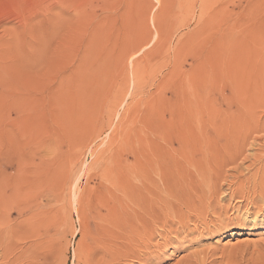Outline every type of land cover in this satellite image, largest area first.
Returning <instances> with one entry per match:
<instances>
[{"label":"rangeland","instance_id":"rangeland-1","mask_svg":"<svg viewBox=\"0 0 264 264\" xmlns=\"http://www.w3.org/2000/svg\"><path fill=\"white\" fill-rule=\"evenodd\" d=\"M171 1L173 2L172 5ZM201 1L202 0H57L56 3V0H0V72L4 65L9 67H16L18 65L19 67L22 63L23 56L29 51L30 53L26 56L31 57V53L34 56V49L30 48L34 47L35 38L39 39L38 43L40 52H43L41 45L44 42L46 44H43V46L45 45L44 47H47V49L44 48V51H47V54L49 53L48 55H50L52 54L50 52L54 51L57 40L64 34L69 36L68 39L70 38V50L72 48L74 50V52L72 50L69 52L68 55L70 56L69 58L67 56L68 59L66 58V66L70 63L73 64L74 59L76 60V58H78L79 52L82 53V49H86V47L90 45L95 47L94 49L98 51L102 61L103 58H105L103 65H105V67L108 66V68L110 67L109 69L106 67L109 71L107 74L110 73L109 77L112 76V80L110 79L112 82L109 85L107 95L105 96L107 98L104 99V105L101 107L103 112L101 110L96 111V113H93L95 116L91 115L87 119L80 120L81 125L83 124L84 126L88 123L91 124L92 121L93 123L90 126H86L87 132L81 135L79 140L78 138L75 140H78L74 148V151L77 152L71 151V153L73 152V155L70 160H68V156L70 155L68 151L70 148L68 145L74 143V136L68 134L61 136L58 135L61 133L59 130H57V132L55 131L59 128L57 126L58 123L53 117L56 105L51 103V101L50 103L47 102L48 104L46 107L48 109L42 111L40 116L35 118V121L37 119V123L35 122L36 125H34L36 127L34 126V128L37 130L34 129L33 132L35 139H33L32 149L34 151L32 149L29 151L30 160L32 159L33 163H36L37 161V163H39L42 159L45 161V159H52L57 155L62 159L64 158L63 165H66L65 168L62 165V168L58 171V175L55 178V195L50 196L48 199L44 197L41 199L39 198V195L37 196L43 204L49 200V208H53L57 215H59L57 226L54 231L51 232L52 235L55 234L53 235L54 237L51 235L53 243L55 242V246L53 245L54 252H51L53 256L50 255L47 262L48 264H84L83 260L88 256H91L95 261L99 259V254L96 251L97 243L96 240H94L95 235L97 236L98 221L93 217V212L89 209L86 208L84 211L85 213L83 212L80 207L79 199L81 198V195L87 193L90 188H97V185H99L101 181L100 174L109 166V162H112L115 158L117 159V157L120 158L121 153L122 156L125 155V147L127 148L126 133L128 131L127 129H129L128 126L132 123L135 124L134 122H138V119H141L146 106L157 97L156 95H159L160 90L158 89L159 87L157 88V85L160 83L164 85L168 82V79L170 78L169 72L172 71L174 60L180 66V71L188 72L189 70L188 73H190V70L193 69L192 65L195 63L191 54L195 53L200 47H204L205 51L201 53L200 57H204L203 59L206 58V60H204L205 63L203 64L205 69H201V71L203 72L204 70L205 73H202L201 71L192 73L191 71L192 82L200 80L199 86H201L202 83L205 85L204 90H200V100H203V102L207 101V104L211 105V109L207 108L208 106L205 107V110L207 109L205 112L208 113V110L211 111L212 118L210 117L209 120L215 126L219 127V132H222V134L225 135H231L232 132H243L241 127L234 124V117L244 119L243 117L246 118L251 116V120H253L254 116L257 124H259L260 119L262 122L264 121V106L261 104L264 102V0H206L204 10L201 6ZM166 3H169L170 5H166ZM201 11H204V17L201 16ZM58 20L59 22H57ZM74 22L77 23V25ZM78 25L80 29H78ZM126 25L129 28L136 25L137 27H135L139 32L141 34L144 33L142 34L143 36L147 35V41L143 43V46L138 48L133 55H128L127 58L126 56L124 57L123 52L120 51L121 48H123L125 39H129V33L126 32L127 29H124ZM73 26H77V28L75 27L74 29ZM94 28H96L97 32ZM66 32H68V34ZM53 38L54 40H52ZM77 39L80 40L77 41ZM91 39L94 42H92ZM87 40L89 41L88 43H86ZM32 41L33 43H31ZM7 45L10 46L8 47ZM50 48L53 49L50 50ZM80 50H82V52ZM12 57L13 59H10ZM72 57L76 58L73 59ZM5 60H7L9 65ZM135 61L138 63L140 62L139 65L141 68H139V75L133 73ZM206 63L207 65H205ZM116 65H118L119 68ZM114 66H116L115 69L113 68ZM33 67L32 65H29L28 69L32 71ZM69 67L70 65L65 67L64 64L63 67H59V69L56 70L57 72L55 71L58 75L55 72L52 73L51 84L54 83L56 77L60 76L59 74L67 71ZM37 68L40 69V67H35L34 70H38ZM112 69L114 70L112 71ZM259 72H261V74ZM111 73H113V75ZM252 73L257 78L262 76L255 86L251 81ZM250 82L252 86H250ZM119 85L121 86L120 88ZM114 87H117L116 90ZM118 91L121 93L120 95ZM108 95L110 96V100ZM167 95L169 96L170 93ZM255 101L258 104L256 107H252ZM49 104H52V106ZM132 104H136V106H133ZM105 105L109 109H107ZM128 106L132 107L129 108ZM216 108L220 111H216ZM49 109L50 112H48ZM135 110L137 113H135ZM213 111H216L215 114ZM100 112L102 114H99ZM212 112L214 115H212ZM109 113H111L110 116ZM127 113L131 114L126 115ZM107 114L108 118L106 117ZM124 114L127 117L124 116ZM121 117L122 119L120 121L119 119ZM47 118L50 120H48L49 123L46 120ZM93 118L94 120H92ZM102 118L104 119L102 120ZM109 118H112V121L109 120ZM205 118L207 119L203 126L201 124L195 125V131L201 132L204 126V129H208L209 131L214 130L212 129V126L210 127L207 115ZM96 119H98V121ZM124 119H126V121ZM131 119L132 121L128 123L127 121ZM102 121L103 124H101ZM50 122L56 124L54 125ZM82 122H86L87 124ZM97 122L98 127L99 124L102 125V128H100V126L99 130H97ZM39 123L43 125V128ZM44 125H46L45 128ZM124 126L128 128L124 129ZM88 128L90 131H88ZM197 128L199 130H197ZM113 129H115V131ZM36 131L37 133H35ZM46 131H48L49 134ZM116 131L119 132V135ZM41 132H44L45 134L43 133L41 136ZM51 132H56L57 134H54L58 135L60 139L63 137L61 139L62 142L60 141V143L58 141L60 139ZM34 133L36 135H34ZM47 134L50 136H47ZM254 134L255 135L253 136L256 138V141H253L254 144L249 151H247L246 156L243 157L244 159L238 161V163L231 166V168L230 166L225 167L224 177L229 178V180L232 181L234 180V182L236 181V185L234 184L231 189H228V187H226L228 186L226 184L228 181L225 182V179L221 181L223 184L222 191L225 193V199L218 204L216 203L217 201H215V205L213 204V206L208 209L209 212H207L205 208V211L202 214L203 217L206 216L205 220L207 219V226L209 227L210 225L209 229L213 230H207L205 225L202 226L204 228L200 227V229H195V223L192 222L189 230L193 228L191 230L193 232H189L188 235L183 232L185 235L181 234L180 236H177L175 232L178 224H176V226H173V228L169 230L170 232L172 230L174 232L172 231L170 233L169 231H166L165 237L167 234L168 235L165 240H170L167 242L168 246L166 243L164 244V240L160 246L163 248L156 247L157 243L161 242L160 240H163L161 237H157V235H155L156 238H153L152 241H144L145 243L143 241H136L134 242L135 244H132V247L135 248L134 250L136 252L140 250L139 252L141 253L143 260H139V262L136 257L133 256V252L129 250L128 254H126L129 257L127 258V256H124L117 264H123L125 261V264H264V225H255L254 221H251L253 215L248 219H245V216L243 215L247 209L249 212L252 211L251 213H253L256 212V210L260 211V209L264 208V127ZM120 138H124L123 141H120ZM56 139L59 142H57L59 146L56 145ZM44 140L48 141L45 142ZM80 140L83 141V144L79 142ZM38 141L41 143H38ZM44 142L45 144H42ZM110 142L111 144H109ZM38 145L39 147L35 149ZM115 146L116 148L119 146L117 148L118 151ZM79 147L83 148L80 149ZM102 150L106 151V153L108 152L107 155ZM59 151L61 154H58ZM101 153V157L98 158L99 160L101 159L99 161L97 155ZM111 155L116 156L112 157ZM207 158H212V154H207ZM66 161L70 162H68V166L65 164L67 163ZM260 161L263 163H260ZM96 163L97 165H95ZM66 168L67 170H65ZM226 169L229 172L226 173ZM236 169H238V171ZM95 171L98 172L96 173ZM231 173H233V177L239 178H233L229 175ZM96 174L98 178H95ZM89 176H91L90 180L89 178L87 179ZM260 178L261 180H259ZM242 180H244V182H242ZM255 181H257L259 185H257ZM224 185L226 186L224 187ZM226 190L227 192L229 191V195ZM35 191L37 192V190ZM234 192L236 195H234ZM261 200L263 203H261ZM216 204L218 206H216ZM258 205L260 207L259 209ZM238 207H240L241 212L235 210ZM57 210H59L60 213ZM223 212L224 214H222ZM11 218L13 222L19 220V216H17L16 212H13ZM215 221L219 223H216ZM220 221L225 223L222 227L218 225L220 224ZM229 222L232 223L230 224ZM204 231L205 233H203ZM56 234L57 237H55ZM171 234L172 237H170ZM137 242L138 244H136ZM144 244L149 245V248L143 246ZM141 245L146 249L141 248ZM138 248L141 249L138 250ZM149 253H153L151 257L149 256ZM146 257L147 259H145ZM144 260L146 262L143 263Z\"/></svg>","mask_w":264,"mask_h":264},{"label":"bare ground","instance_id":"bare-ground-1","mask_svg":"<svg viewBox=\"0 0 264 264\" xmlns=\"http://www.w3.org/2000/svg\"><path fill=\"white\" fill-rule=\"evenodd\" d=\"M205 3L206 0L201 1V6L203 10L205 7ZM168 4L166 3V5ZM172 4L173 2L171 1V5ZM201 16L204 17V11H201ZM57 22H59V20ZM75 24L77 25V23ZM135 26L129 28L126 25L125 27L127 28L124 27V29H127L126 32L129 33V39L127 40L125 39L123 48H121L120 51L123 52V55L124 57L126 56V58L128 55H133L137 51V49L143 46V43L147 41V37H146L147 35L143 36L142 34L144 33L141 34L139 30L136 28L137 26L136 27ZM75 27L77 28V26ZM78 29H80V27ZM94 29L96 31V28ZM66 33L68 34V32ZM68 37L69 36L63 34V36L57 40V44L54 43L56 44V46L54 48V51L50 52L52 53L50 55H48L49 53L47 54V51L46 52L44 51V48L47 49V47H44L45 45L43 46V44H46L44 42L41 45L43 52L42 53L40 52L39 43H38L39 39L35 38L34 47L32 48L29 47L30 49H34V56L31 53V57H27L26 55L30 53V51L28 53L26 52L27 54L23 56L22 63L21 62H20L21 64L19 63L20 64L19 67L18 65L16 67L14 66L9 67L4 65L1 68V72H0V264H48L47 262L50 258V255L53 256L51 252L52 253L54 252L53 247L55 246L54 245L55 242L53 243L51 232L54 231L55 227L57 226L59 215H57L56 211L53 208H49L48 206L49 200L45 204H43L40 202V199H38L37 196L39 195V198L41 199L43 197L48 199L50 196L55 195L54 193L56 189L55 178L58 175V171L62 168V165L64 163L63 162L64 158L62 159L60 156H57L56 153L54 152L56 155L55 158L53 157L52 159L51 158L47 160L45 159V161H43L42 159L41 162L39 163H37L38 161L36 163H33V160L32 159L30 160L29 151L32 149L33 139H35L33 136V132L35 129L34 126L36 125L35 122L37 121V119L35 121V118L37 116H40L42 111L48 109L46 105L50 103V101L51 103L56 105L53 117L58 123L57 126L59 128L56 129L54 127L56 129L55 131L57 132V130H59L62 134L60 133L58 135L61 136L65 134L74 136V143L68 145V147L70 148L68 150L70 154L68 156V160H70L71 156L73 155L72 153L77 152L74 151V148L76 142L79 140V137L83 135L85 132H87L86 126L87 125L90 126L93 123V121L92 123L90 122L91 124L82 122L87 124L86 126L82 124L83 125L82 126L80 120L87 119L91 115L95 116V114L93 115V113H96V111L102 109L101 107H103L104 105V101H105L104 99L107 98L105 96L107 95L109 85L112 82L111 81L112 76L109 77L110 73L107 74V72H109L108 69L110 67L108 68V66H106L108 68L107 69L105 65H103L104 64L103 61L105 58H103L102 61V58H100L98 51L94 49L95 47L89 45L86 47V49L83 47L85 49V50L82 49L83 52L82 50H80L82 53L79 52L78 58H76L77 56L75 55L76 57L74 58H76V60L72 57L74 59V63L69 64L70 67L68 68L67 71H64L63 73L58 72L61 73L59 74L60 76L56 77V79L54 78L55 79L54 83L51 84V76H52L51 74L54 73L57 69H59V67H63L64 64L65 67L69 66L68 64L66 66L65 62L70 56L68 55L69 52L71 50L74 52V50L73 48L70 50L71 48L69 42L70 38L68 39ZM54 38L52 40H54ZM78 40L80 39H77V41ZM88 42L89 41L87 40L86 43ZM92 42L94 41L92 40ZM31 43H33V41ZM51 49L53 48H50V50ZM204 51H205L204 47H200L196 52L194 51L195 53L191 54V57L193 58L195 63H193L192 65L193 69L191 68L192 70H190V73H188L189 70L188 72L180 71L179 69L180 66L174 60L173 65L171 64L172 71L169 72L170 78L168 79V82H166L164 85L161 83L158 84L159 86L157 85V88L159 87L158 89L160 90V91L158 90L159 95H156L157 97H155L154 100L151 101L150 103L147 101L149 104L146 106L144 113H142L143 115L141 114L142 115L141 119H138L139 120V121L137 120L138 122H134L135 124L132 123L133 124V125L131 124L132 126L131 125L128 126L129 129H127L128 127L126 128L124 126V129L126 128L128 130L126 133L127 148L125 147L126 149L125 155L122 156L121 153L120 158L117 157V159L115 158L113 159L112 162H109L110 163L109 166L103 171L101 169L102 171V172L100 171L101 181L100 183L98 182L99 185L96 184L97 188L94 187L92 189L90 188V190L87 193H83V195H81L79 202L83 212L85 211L86 208L89 209L90 211L93 212V217H95L98 221L97 236L95 235L94 237L95 239L94 238L93 239L96 240L97 243L96 251L99 254V259L95 261L91 256H88L83 260L84 264H117L119 260H122L124 256H127L126 254H128L129 250L133 252V256H135L138 261L143 260L141 257V253L139 252L140 251L139 249L144 247H142L141 245L140 246L141 248H138L139 251L136 252L134 250L135 248L132 247L133 246L132 244L136 241H143V242L152 241L153 238H156L155 235H157V237L159 236L163 239L160 240L161 242L157 241L158 243L156 247L158 246L159 248L161 246L162 241H164L168 235L167 234L165 237L166 231L171 230L173 226H176V224H178L175 232L177 236L184 234L183 232L187 233V235L189 234V232H193L191 231L193 229L192 226H191L192 229L189 230L190 224L192 225V222L195 223V227H194L195 229L198 228L200 229V227L205 225L207 230H213V229H209L210 225L209 227L207 226L208 225V223L206 222L207 219L205 220L206 216L203 217L202 214L204 213L205 208L206 211L209 212L208 209H210V207L213 206L215 201H217L216 203L218 204L225 199V193L222 191L223 184L221 183V181H223L224 179L225 182L228 181L226 183L228 186L224 185V187L226 186L228 187V189L229 188L231 189L232 186L236 183V181L234 182V180L232 181L229 180V178L224 177L225 167L230 166L231 168V166L236 165L238 161L244 159L243 157L246 156L247 151H249V149L256 141V138L253 136L255 135L254 133L258 132L261 128L264 127V121L262 122V120L260 119L259 124H257V121L255 120L254 116H253V120H251L252 118L251 116H248L246 118L243 117L244 119L234 117L233 118V121L235 122L234 124L236 126L241 127L243 129V132L241 133L232 132L231 135L228 134L225 135L222 134V132H219V127L215 126L209 120L210 117L212 118L211 111L208 110L209 111L208 113L205 112L207 110V109L205 110V107L208 106L207 108L211 109L210 108L211 105H208L207 101L203 102V100H200V95H199L200 90H204L205 85L201 82L202 84L201 86H199L200 80H196L192 82L191 71L192 73H194L196 71L200 72L201 69H205L203 67L204 66L203 64L205 63L204 60H206V58L203 59L204 57L202 58L200 57L201 53H203ZM10 59H13V57ZM5 61L7 62V60ZM137 61H135L134 63L133 73H137L139 75V71H140L139 68L141 67L139 65L140 62L138 63ZM29 65H32V67L34 66L32 71L28 69ZM118 65L116 66L119 68ZM205 65H207V63ZM116 66H114L113 68L115 69ZM35 67H40V69L37 68L38 70H34ZM114 69H112V71ZM203 72L205 73L204 70ZM259 73L261 74V72ZM111 74L113 75V73ZM261 77L259 76L257 78L255 77L254 74L251 75V81L254 86L259 82ZM250 86H252L251 82H250ZM120 87L121 86L119 85V88ZM168 93H170L169 96L167 95ZM120 94L121 93L119 92V95ZM109 100H110V96H109ZM257 104L258 103L255 101L252 107H256ZM261 104L264 106V102ZM49 105L52 106V104ZM133 106H136V104ZM217 108L216 111L217 110L220 111ZM216 111H213L214 114ZM48 112H50V109ZM213 112L212 115H214ZM128 113L126 115L131 114ZM135 113H137V111ZM99 114L102 113L100 112ZM110 114L111 113H109V116ZM126 115L124 114V116ZM206 115L208 117L210 127L212 126V129L214 130L209 131L208 129H204L205 127L204 126L201 132L195 131L196 129L195 125L201 124L203 126V124L206 122L207 119L205 118ZM106 117L108 118V114ZM103 119L104 118H102V120ZM111 119L109 118V120ZM121 119L122 117L119 120L121 121ZM46 120L48 122L49 119L47 118ZM92 120H94V118ZM96 120L98 121V119ZM124 120L126 121V119ZM130 121H132V119L128 120L127 122L129 123ZM39 124L41 125V123ZM101 124H103V121ZM101 124H99V127L101 126L100 128H102ZM41 126L43 128V125ZM45 127L46 125H44V128ZM97 127H98V122H97ZM99 127L97 130L100 129ZM89 128L88 131H90ZM115 129L113 130L115 131ZM197 130L199 129L197 128ZM35 133H37V131ZM35 133L34 135H36ZM43 133L44 132L40 133L41 136ZM48 134L47 136H50ZM58 135H56L57 138H59ZM77 138L78 140L75 141ZM61 139L58 141L62 142ZM123 139H121L120 141H123ZM58 141L56 139V145L59 146ZM39 142L40 141H38V143ZM45 142L42 144H45ZM79 142L83 144V141L80 140ZM111 142L109 144H111ZM37 147H39V145L36 146L35 149H37ZM118 147L119 146H117V148ZM71 151L73 152L71 153ZM104 152L107 155L108 152L107 153L106 151ZM61 153L59 151L58 154ZM102 153L97 155V159L101 157ZM207 154H212V158H207ZM66 162L67 163L65 164H67L68 166L69 161ZM261 162L262 161H260V163ZM95 165H97V163ZM65 166L63 165L64 168ZM238 169L236 170L238 171ZM65 170H67V168ZM227 172L229 171L227 170L226 173ZM232 174L233 173L229 175L233 177ZM90 177L91 176L87 177V179L89 178L90 180ZM96 177L97 174L95 178ZM233 178H239V177H233ZM244 180H242V182H244ZM259 180H261V178ZM255 182L257 183V181ZM257 185L259 184L257 183ZM35 190H37V192ZM228 193L229 191L227 192V194ZM234 195H236V193ZM261 203H263L262 200ZM217 204L216 206H218ZM259 208L260 207L258 205V209ZM263 209L264 208L260 209V211L256 210V212L253 213H251L252 211L249 212V210L247 209V211H245L243 215L245 216V219H248L251 215H253L251 217V221L252 222L254 221L255 225L257 226L264 225ZM235 210L239 212L240 207L236 208ZM57 211L59 212V210ZM13 212H16L17 216H19V220H17L18 219L17 218L16 219L17 221L14 222L12 221L11 218ZM222 214H224V212ZM228 216L231 217L230 215ZM223 224L225 223L223 221L222 222L220 221V224L218 225L222 227ZM203 233H205V231ZM55 237H57V234ZM170 237H172V234ZM169 241H170L169 239L165 240L164 244L165 243L167 244V242ZM136 244H138V242ZM143 246L149 248V245L147 244L146 245L144 244ZM152 254H150L149 256L151 257ZM128 257L129 256H127V258ZM145 259H147V257ZM144 262L146 261L144 260L143 263Z\"/></svg>","mask_w":264,"mask_h":264}]
</instances>
